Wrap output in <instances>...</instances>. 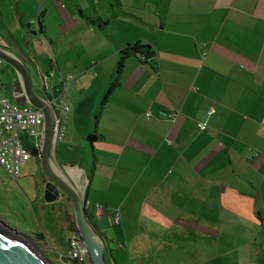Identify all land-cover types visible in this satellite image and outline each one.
<instances>
[{
    "label": "crops",
    "instance_id": "crops-1",
    "mask_svg": "<svg viewBox=\"0 0 264 264\" xmlns=\"http://www.w3.org/2000/svg\"><path fill=\"white\" fill-rule=\"evenodd\" d=\"M5 18L47 50L17 56L70 107L53 162L110 264L112 241L123 264H264V0H0Z\"/></svg>",
    "mask_w": 264,
    "mask_h": 264
},
{
    "label": "rangeland",
    "instance_id": "rangeland-1",
    "mask_svg": "<svg viewBox=\"0 0 264 264\" xmlns=\"http://www.w3.org/2000/svg\"><path fill=\"white\" fill-rule=\"evenodd\" d=\"M3 24L0 23L1 49L18 57L17 47L19 46V50L27 55L46 56L47 50L44 45L36 41L29 31L16 26L11 18H5ZM34 30L37 31V28L35 27ZM37 60L35 58V64L28 62L27 67L30 71L33 89L37 94H41L40 87L43 81L50 79L40 70ZM45 66L47 68V65ZM15 79L16 74L13 69L0 62L2 95L6 93V88L12 87ZM45 85L49 87L48 81ZM7 99L12 104L18 105L10 95H7ZM71 218L69 202L64 198L51 203L45 201L44 176L41 173L39 161L35 157L31 156L29 161L22 165L20 178L15 182L0 169V222L18 234L29 238L40 254L46 257L51 264H67L63 259L67 257L69 251L68 240L71 234L67 231L65 224L66 220ZM115 228L109 221L107 235L112 239L117 236V233H114ZM40 234L43 235V239L39 237ZM110 244L113 249L112 255L118 259L120 264H123L121 262L123 256L125 260H128L126 253L117 248L118 244L115 241ZM105 258L106 264H110L107 254ZM132 264H140V261L132 260Z\"/></svg>",
    "mask_w": 264,
    "mask_h": 264
},
{
    "label": "water",
    "instance_id": "water-1",
    "mask_svg": "<svg viewBox=\"0 0 264 264\" xmlns=\"http://www.w3.org/2000/svg\"><path fill=\"white\" fill-rule=\"evenodd\" d=\"M0 62L7 64L15 72L20 87L18 97L24 98L26 105L39 110L42 115L39 164L41 173L47 180L44 184L45 201L55 202L60 199L61 195L68 200L77 237L87 252L89 264H105V241L85 215V189L81 191L53 162L51 150L54 106L49 103L47 97L35 92L29 68L23 60L0 47ZM0 264L51 263L40 254L29 238L18 234L0 222Z\"/></svg>",
    "mask_w": 264,
    "mask_h": 264
},
{
    "label": "built area",
    "instance_id": "built-area-1",
    "mask_svg": "<svg viewBox=\"0 0 264 264\" xmlns=\"http://www.w3.org/2000/svg\"><path fill=\"white\" fill-rule=\"evenodd\" d=\"M54 106L55 117L53 127V147L62 140L64 123L70 113V107L61 103L58 98L49 100ZM42 115L28 105L17 106L12 104L7 98L1 95L0 82V168L12 181L20 178V170L30 157L31 148H39L42 130ZM201 131L206 130V125H197ZM98 216L103 214V207L96 206ZM69 251L65 258L69 263L89 264L87 252L80 243L77 235L71 234L68 240Z\"/></svg>",
    "mask_w": 264,
    "mask_h": 264
},
{
    "label": "trees",
    "instance_id": "trees-1",
    "mask_svg": "<svg viewBox=\"0 0 264 264\" xmlns=\"http://www.w3.org/2000/svg\"><path fill=\"white\" fill-rule=\"evenodd\" d=\"M99 25H104V24L100 22ZM42 29H43V27H42L41 23H39V32L41 34H42ZM150 55H151V49H150L149 46H144V45H141L139 43L134 44V45H126L125 47H123L119 51V62H118V68H117V75H119L120 72L122 71L124 60L127 57L133 56V57H137L140 60L141 59L144 60V59L148 58ZM115 84H116V82L111 86V88H109L107 96L109 95L110 91L112 90V87H114ZM95 139H96L95 134H90L87 137V140L90 143H92ZM30 153H31V156H33V157L40 156L39 148H36V149L35 148H31L30 149ZM65 200L68 201L67 199H65ZM85 215H86L88 221L91 223L90 218L87 216L86 212H85ZM65 227H66L67 231H69L70 234L77 235L72 218L70 220L69 219L66 220ZM39 237L41 239H43V235L42 234H40ZM63 261H66V259H63ZM71 264H75V263H71Z\"/></svg>",
    "mask_w": 264,
    "mask_h": 264
},
{
    "label": "flooded vegetation",
    "instance_id": "flooded-vegetation-1",
    "mask_svg": "<svg viewBox=\"0 0 264 264\" xmlns=\"http://www.w3.org/2000/svg\"><path fill=\"white\" fill-rule=\"evenodd\" d=\"M38 161H39V156L35 157ZM47 182V180L44 177V184ZM60 198H64L62 195L60 196Z\"/></svg>",
    "mask_w": 264,
    "mask_h": 264
}]
</instances>
